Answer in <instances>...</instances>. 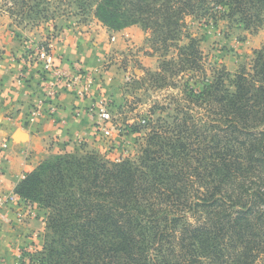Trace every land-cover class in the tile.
<instances>
[{"label": "trees", "instance_id": "obj_1", "mask_svg": "<svg viewBox=\"0 0 264 264\" xmlns=\"http://www.w3.org/2000/svg\"><path fill=\"white\" fill-rule=\"evenodd\" d=\"M71 4L113 30L141 25L162 56L189 17L222 12L249 28L264 13V0ZM187 38L153 77L190 75L186 96L205 117L188 113L168 136L155 128L136 163L65 154L27 174L16 193L46 221L34 264H264V47L249 72L199 78L202 58Z\"/></svg>", "mask_w": 264, "mask_h": 264}, {"label": "rangeland", "instance_id": "obj_2", "mask_svg": "<svg viewBox=\"0 0 264 264\" xmlns=\"http://www.w3.org/2000/svg\"><path fill=\"white\" fill-rule=\"evenodd\" d=\"M72 1L0 0V60L17 65L18 85L36 71L42 96L46 87L56 82L57 72L64 75V88L72 86L74 77L55 66L53 54L59 59V49L72 42L87 53L85 61H76L75 77L90 88L94 86L101 95L86 107L92 122L86 128L87 135L79 131L73 140L65 142L66 148H55L47 159L51 161L65 154L93 153L108 162L136 163L155 128L168 136L173 126L189 114L200 122L205 109L190 104L185 93L190 75L173 77L168 73L165 81L153 77L160 72L164 59L177 56L176 46H186L187 36L196 40L202 58L205 71L204 75H195L199 78H212L221 69L232 77L244 69L249 72L255 53L264 47V13L262 21L249 28L238 24V18H225L222 12H215V17H189L181 39L162 56L163 51L155 50L152 35L141 25L110 29L93 13H81ZM47 62L52 64L51 70L45 68ZM197 79H192L191 84ZM43 106H48L47 102ZM35 110L36 107L31 113ZM6 147L3 142L2 150ZM17 186L1 200L0 231L4 222L17 228L35 223L11 246L12 264H34L32 258L43 247L41 236L45 234L46 221L16 193Z\"/></svg>", "mask_w": 264, "mask_h": 264}, {"label": "crops", "instance_id": "obj_3", "mask_svg": "<svg viewBox=\"0 0 264 264\" xmlns=\"http://www.w3.org/2000/svg\"><path fill=\"white\" fill-rule=\"evenodd\" d=\"M58 52L60 60L56 59L53 52L55 66L62 67L71 78L74 77L71 80L72 86L64 88V83L58 86L53 100L57 112L51 115L50 103H47L48 106H43L44 113L38 118H31V111L45 98L38 86V74L33 72L23 84L18 85L15 78L17 65L0 60L3 86L0 87V204L2 198L5 199L6 195L15 190L26 174L47 160L55 148H66V141L73 140L79 131H85L83 134L87 135V126H92L85 110L94 100L98 101L101 95L94 91V86L90 88L84 80L75 77V67L78 65L76 61H85L87 53L72 42L62 46ZM96 85L99 83H95ZM61 86L63 88L59 90ZM83 95L87 97L84 98ZM3 142L7 145L4 150L1 148ZM31 227H35V223L27 228L3 223L0 231V264H12V244L19 242Z\"/></svg>", "mask_w": 264, "mask_h": 264}, {"label": "built area", "instance_id": "obj_4", "mask_svg": "<svg viewBox=\"0 0 264 264\" xmlns=\"http://www.w3.org/2000/svg\"><path fill=\"white\" fill-rule=\"evenodd\" d=\"M45 68L47 70H51L52 64L50 62H47ZM55 77H56V80H55L56 82L53 85H48L49 87H46L44 101L42 103H40V105L36 107V110L31 113V118H38L42 115V110H43L42 106L46 102L50 103L49 109H50L51 115H53L57 112L56 106L53 105V100L56 97L55 87L56 86L58 87L63 83L64 75L62 73L57 72L55 74ZM5 146H6V144H5Z\"/></svg>", "mask_w": 264, "mask_h": 264}]
</instances>
